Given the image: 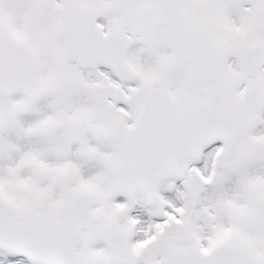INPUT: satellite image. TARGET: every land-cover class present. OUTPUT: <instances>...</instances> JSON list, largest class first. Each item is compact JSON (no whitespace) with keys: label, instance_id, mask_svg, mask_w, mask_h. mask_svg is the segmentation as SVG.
<instances>
[{"label":"snow or ice","instance_id":"obj_1","mask_svg":"<svg viewBox=\"0 0 264 264\" xmlns=\"http://www.w3.org/2000/svg\"><path fill=\"white\" fill-rule=\"evenodd\" d=\"M0 264H264V0H0Z\"/></svg>","mask_w":264,"mask_h":264}]
</instances>
